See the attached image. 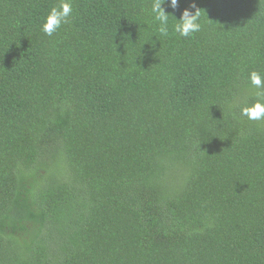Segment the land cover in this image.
Segmentation results:
<instances>
[{
  "label": "trees",
  "instance_id": "16d2710c",
  "mask_svg": "<svg viewBox=\"0 0 264 264\" xmlns=\"http://www.w3.org/2000/svg\"><path fill=\"white\" fill-rule=\"evenodd\" d=\"M55 3L0 0V264H264V123L235 118L264 0L160 42L151 0H74L48 37Z\"/></svg>",
  "mask_w": 264,
  "mask_h": 264
},
{
  "label": "clouds",
  "instance_id": "9594fccd",
  "mask_svg": "<svg viewBox=\"0 0 264 264\" xmlns=\"http://www.w3.org/2000/svg\"><path fill=\"white\" fill-rule=\"evenodd\" d=\"M166 4L171 9L177 10L180 0H151L150 8L145 10L151 19L146 20L143 25H146V28L154 29L152 40L155 37V41L160 42V38H168L170 35L191 38L202 31V14L197 8L195 0L188 8L183 9L179 18L165 10L164 5ZM73 5L74 0H57V3L51 6L42 18L40 31L45 36L53 37L64 26L69 25L73 19ZM192 9H196L195 12ZM169 14L175 18L174 21L170 19ZM246 79L251 86V89L248 90L251 95L239 107L238 116L235 114L234 116L257 124L264 123V72L252 70L247 73Z\"/></svg>",
  "mask_w": 264,
  "mask_h": 264
}]
</instances>
